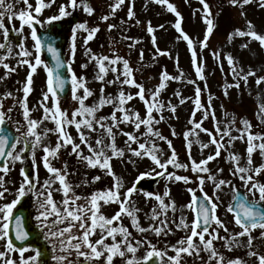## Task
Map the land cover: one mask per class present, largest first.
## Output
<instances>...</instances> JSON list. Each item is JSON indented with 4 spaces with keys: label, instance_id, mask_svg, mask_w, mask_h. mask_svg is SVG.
I'll use <instances>...</instances> for the list:
<instances>
[{
    "label": "snow or ice",
    "instance_id": "obj_1",
    "mask_svg": "<svg viewBox=\"0 0 264 264\" xmlns=\"http://www.w3.org/2000/svg\"><path fill=\"white\" fill-rule=\"evenodd\" d=\"M127 2L129 4L127 17L131 21L136 16L135 0H127ZM151 2L166 7L178 18L173 25L180 34L177 39L187 42L196 76L199 81H206L204 62L199 55L198 47L200 49L209 47V38L216 27L215 18L207 0H200L202 5L200 11L206 31L204 39L199 41L198 46L184 32L183 17L170 0H151ZM228 2L233 7L243 9L252 0H228ZM125 3L126 0H113L109 5V13L102 15L100 19L107 22L115 18ZM18 4H23L25 7L17 10ZM53 4L55 0H47V2L36 0V6L33 7L29 0H13L12 3L8 0H0V35L3 37V41L0 42V50H3V54H0V67L5 69V75L0 76V82L6 80L19 67L27 69L25 82L21 88L16 89L18 93L22 92V97L14 96L11 91L0 95V161H3L0 163V171L6 175L10 171L9 163L12 165L16 162L23 163L27 158L25 154L31 157L32 164L35 165L36 151L42 149L41 161L48 173V178L41 182L38 171L29 173L26 169H22V182L14 193L15 198L0 206V241H3V250H0V264H46L44 260L46 250L25 243L29 241L30 233L25 229L24 218L14 214V209L21 203L22 198L29 194L37 200L38 214L35 219L44 231L43 238L50 245L51 258L55 264H114L117 257L121 259L122 264H149V262L151 264H182L186 257L198 259L200 264H213V262L215 264H245L239 257L226 258L214 244L215 241L221 240L223 241L222 246L231 251L241 246L242 242L239 238L245 236L248 238L245 245L249 249L248 255L257 257L259 264H264V254L252 250L253 241L257 239L253 233L257 229L260 230L259 238L264 241V162L257 166L253 159V154L257 152L264 157V133L253 132L251 121L245 119L240 122L242 127L235 128L237 135H233L235 118L227 120V113H225L222 127L221 121L216 119L211 95L209 94L207 104L202 103V90L197 80H189L187 83L195 86L194 99H192L194 107L189 118L190 127L183 132L188 161L181 162L173 141L155 126L166 119L164 116L166 110L172 114L176 113L177 106L172 104L171 100L165 102L160 97L169 81H183V72L173 76L165 68L160 73L159 83L154 86V90H146L144 83L137 82L135 71L138 69H133L128 59L115 51L111 56L96 54L87 47L88 42L94 39L100 28L99 26L89 28L86 21L77 23L72 28L71 59L66 61L62 58L60 49L50 39L46 43V37L38 32V28L43 27L44 24L50 25L54 21L62 20L78 9H82L89 16L95 12V9L91 6L90 0H67V3L59 6L58 15L41 20L43 10L50 8ZM260 7L264 8V0H260ZM241 15L244 16L246 13L241 11ZM17 19L20 22L19 28L12 23ZM6 20L9 23H6ZM124 23L125 21L121 20V25ZM136 23L139 24L140 21L136 20ZM25 27L29 29L27 35L24 31ZM118 27L116 24H109L108 31L111 32ZM158 27L163 29L164 25L161 24ZM78 31L87 33L83 46L86 49L84 55L88 57V62L83 63L81 68L87 69L89 64L94 62L95 79L101 84L99 97L90 106L85 102L94 93L87 86V78L83 75L78 76L72 68V63L76 59ZM147 32L151 35V42L156 49L153 60L159 56L171 57V52L159 48L155 35L156 28L150 21ZM234 37L247 38V42L243 43L241 48H247L252 41L259 42L261 48H264V33L258 32L250 20L246 21L243 29L236 28L229 33V43ZM123 38L134 40L127 36ZM14 39L15 45H13ZM29 39L33 42L31 48L26 43ZM138 43H140L139 40H134V43L128 46L134 48ZM45 51L50 54V61L46 62L42 58ZM211 54L221 69H223L224 62H227L234 78V83L225 86V96L228 95V88H240V81L247 85L249 77H256V71L251 68L245 71L232 53L229 52L222 56L221 50L217 49ZM10 58L16 59L15 66L6 62ZM143 59L144 53L141 49L140 60L143 61ZM176 60L178 66V57ZM39 68H43L46 72V90L43 91L42 98L37 101V104L30 108L29 96L33 92V77ZM65 68L70 73V77L62 74L61 70ZM109 72L113 73L112 79H106ZM261 84H264V75L256 77V85ZM68 85H70L72 100L78 104V107L71 112L62 109L60 103L61 94L65 92ZM113 85L118 89L117 94L106 95V88ZM126 87H134L138 91L134 94L126 92ZM205 87H207L206 84ZM174 95L179 97L181 105L190 99L183 97L179 91ZM137 97L145 108L143 117L138 110L128 106ZM8 98L14 99L15 103L5 109L4 103ZM17 106L22 110V117L26 122L23 127L26 130L22 131L20 122L17 121L15 133H9L6 130V124L11 121L10 114ZM106 106H111L112 111L108 115H98ZM37 107L43 111L40 119L32 118V112ZM258 109L257 117L260 123L264 124V103L259 104ZM198 112L201 114L200 120L196 119ZM210 116L213 119V129L204 127V121ZM45 121H51L54 127L40 129V125ZM121 125L130 126L132 131H125ZM142 127L145 129L143 132L140 131ZM70 128L75 129L76 137H73L69 131ZM201 132L208 135V142L201 140ZM50 134L56 136L54 146L44 143ZM118 134L126 137L125 147L117 145ZM171 135L177 136L174 128L171 129ZM237 140L247 145L244 157L229 151ZM157 141L167 144L170 151L167 159L163 158L164 149ZM194 144L199 146L201 153L212 146H214V152L197 161L192 156ZM21 145L20 150L16 151ZM84 148L87 149V155L84 153ZM62 150L68 152V155H74L84 163L86 168L98 169L102 174L110 176L111 186L90 194H78L76 189L81 187V184H73L69 180L67 162H64L63 168H58L53 163L59 159ZM222 151L228 153L226 160L230 165L229 174L241 182V187L245 190L243 194L240 188L233 183V179L220 178L224 172L223 168H218L214 173L208 166L211 161L221 157ZM144 158H148L153 167L148 172L140 173L132 186L125 189L121 178L113 170V159L135 165L137 159L143 160ZM170 166L174 169H183L185 172L191 171L195 174L194 179L189 175H178L170 171ZM153 175L163 178L168 183L183 182L186 185L197 183L201 195H197V189L187 188L188 193L191 194V200L183 206L193 213L194 218L191 223L183 215V209H181L179 218H176L175 200L169 199L166 202V198L171 195L170 189L166 188L163 195L138 190L137 185L140 181L145 176ZM101 179L102 175L97 174L93 175L90 181L85 180L83 183L85 185L94 184ZM206 181L213 185L211 196L204 191ZM57 184L59 187H56ZM226 187L232 188L233 191V199L227 207V212L233 214L235 225L241 229L239 232L230 233L225 222L217 215V209L222 203L220 194ZM138 191L143 192L145 204L151 200L156 202L150 209V214L145 213V218L149 221L147 227L141 225L138 215L141 209L136 206L133 199ZM6 192H9V189L4 186L3 177L0 176V199H5ZM54 192L60 194L59 200L54 199ZM111 204L117 205L118 210L109 217L104 214L102 208L104 205ZM169 211L173 213L172 217L168 216ZM124 217L130 219L131 227L140 234L139 239L133 236L129 228L123 224ZM174 229L184 232L185 235L177 240L176 244H166L163 249L158 248L147 236L143 235L153 233L157 237L162 235L166 237L169 234L174 235ZM221 229L227 235L221 236ZM16 241L20 243L17 244ZM142 247H146L145 255L138 257L136 254ZM169 250L174 252V255H169ZM29 251L34 254L25 256V253ZM201 252L207 253L206 259L200 255ZM16 253H18V260L13 258V254Z\"/></svg>",
    "mask_w": 264,
    "mask_h": 264
},
{
    "label": "rangeland",
    "instance_id": "obj_2",
    "mask_svg": "<svg viewBox=\"0 0 264 264\" xmlns=\"http://www.w3.org/2000/svg\"><path fill=\"white\" fill-rule=\"evenodd\" d=\"M8 2L12 3L13 0H8ZM29 2L33 4V7L36 6V0H29ZM112 2L113 0H90L91 6L95 9V12L91 16L87 15L82 9H78L74 11L72 15L63 19H69L73 16L74 13H78V23H83L86 21L89 28L99 26L100 31L96 33L94 39L89 41L87 45L88 48H91L93 53L111 56L115 51L120 56L128 59L133 69L146 68L148 66L147 55L150 54V68H157L160 70L153 73H147L139 69L138 71H135L137 82L144 83L146 90H154V86L159 83L160 73L163 70L160 64L163 61L169 63L170 68L167 71L171 75L176 76L179 75L180 72H183V81H169L166 89L163 90L160 97V99L165 102L171 100L172 104L177 106L176 113L172 114L171 112L166 110L164 112V116L166 117V119L159 125L155 126L161 131L163 135L167 136L173 141V146L175 147L179 156V160L181 162L188 161L183 132L188 127H190L189 118L194 107L192 99H194L195 86L187 83V81L189 80H197L198 86L202 90V103L207 104L209 94L211 95V103L212 107L215 109L216 119L221 121L222 127L225 121V113H227V120H232L233 118H235L236 124L233 127V135H237L235 128L242 127L240 122L241 120L245 119L251 121L253 125V132H262L256 131V127L259 126L260 128H262V126L264 125L260 123V119L257 117V112L259 110L258 105L264 103V84L257 86L256 77L264 75V48H261L259 42L256 41H252L251 43H249L247 48H241V45L247 42V38L234 37L231 43H229L228 41L229 33L234 31L236 28L243 29L245 27L246 21L248 20H250L256 26V30L258 32L264 33V8L260 7V0H252V2L244 6L243 9L231 6L228 0H207L215 18L216 27L214 28L212 36L209 38V47L204 49H200L198 47L199 55L203 58L204 62L206 81H199L196 76L194 67L191 62V54L187 46V42L183 39H177L180 34L173 26L178 19L174 13L169 12L166 7H162L154 2H151V0H135L134 11L136 13V16L133 20L129 21L127 17L129 4L126 0L125 5L121 10L117 12L115 18H111L107 22L102 21L100 19L101 16L109 13V5ZM170 2L176 6L177 10L183 17L182 28L184 32L187 33L192 38L194 44H197L198 46L199 41H202L204 39L206 31V25L202 20V12L200 11L202 9L200 0H170ZM65 3H67V0H55V4H53L50 8H46L43 10L40 19L47 20V18L52 15H58L59 6ZM22 7H25V5L18 4L16 6L17 10ZM241 11L246 13V15L242 16ZM121 20L125 21L123 25H121ZM136 20H139L140 23L137 24ZM149 21L151 22L152 26L156 28L155 35L159 48L171 52V57L159 56L156 60H153L152 57L156 49L151 42V35L147 32ZM6 23L9 22L6 20ZM12 23H14L16 28H19L20 22L18 19L13 21ZM109 24H116L119 27L117 29H113L110 32L108 31ZM161 24L164 25L163 29L158 27ZM47 25L48 24H44V26L40 28L45 29ZM121 29L123 31H121ZM24 31L27 35L29 29L25 27ZM71 35L72 31L69 34L70 39L68 41L66 49L67 61H70L71 59ZM86 35L87 33H84L83 31H78L77 33L76 59L75 62L72 63V68L78 76L83 75L87 78V86L94 93V95L92 97H89V99L85 102L90 106L97 101L101 84L95 79L96 67L94 62L90 63L87 69L81 68V65L83 63L88 62V57L84 55L86 49L83 46V40ZM125 36L132 37L134 38V40H139L140 43L136 44L134 48H129L128 45L134 43V40H126L123 38ZM2 41L3 37L2 35H0V42ZM26 43L29 48H31V45L33 43L31 39H29ZM13 45H15V39L13 40ZM141 49H143L144 53L143 61L140 60ZM217 49L221 50L222 56L226 55L229 52L232 53L239 64L243 66L245 71H248L249 68L256 71V77H249L247 85H245L243 81H240V88H228L227 96L224 95L225 86L228 84H232L235 81L230 72L227 62H224L223 69H221L217 64V61L213 58L211 53L212 51ZM0 54H3V50H0ZM177 57L178 66L176 60ZM6 62H9L13 66H15L16 59L10 58L9 61ZM151 63L152 65H150ZM26 74V67H19L17 71L10 74V76L6 80L0 82V95L11 91L13 92L14 96L22 97V92L18 93L16 89L22 87L23 83L26 80ZM4 75L5 69H3V67H0V76ZM112 78L113 73L109 72L106 79ZM17 81H19V83H17ZM33 81V92L29 96L30 108L37 104V101L42 98L43 91L46 90V72L43 68H39L37 70V73L33 77ZM205 84L207 85V87H205ZM117 91V87L113 85L106 88L105 94L116 95ZM125 91L132 92L134 94L138 90L134 87H126ZM177 91H179L183 97H188L190 99H188L187 102L183 105L179 104V97L174 95V93ZM239 92H245L243 96L247 100H252L249 101L252 105L251 109L253 110V114L250 115L251 117H248L247 114L246 104L248 103L243 104L239 101ZM14 103V99L8 98L4 103L5 109L9 106H12ZM60 103L62 109L68 110L69 112H71V110H73L75 107H78V104L72 100L70 92L65 99L60 100ZM253 103L255 105H253ZM49 104H51V101H49ZM128 106L138 110L142 117L145 115L144 105L138 97L131 101ZM111 111L112 107L106 106L100 113H98V115H108ZM10 115L11 121L9 123L13 127L16 128V122L19 121L21 130H26L23 127L26 122L23 120L22 110L19 109V106H17V108H15ZM117 115H119V113ZM154 115L156 114L154 113ZM42 116L43 111L38 107L35 109V111L32 112V118L34 119H40L42 118ZM157 118L159 117L157 116ZM196 119H201V114L199 112L196 114ZM44 127L53 128L54 124L51 121H45L42 125H40V129H43ZM204 127L213 129V119L211 116L208 120L204 121ZM121 128H124L125 131H132V128L130 126L125 127L124 125H121ZM172 128H174L177 133V136L175 137L171 135ZM69 131H71L73 137H76L74 128H70ZM140 131L143 132L145 131V129L142 127ZM200 138L203 142H208L209 140L208 135L203 132L200 133ZM125 139L126 137L118 134L117 145L119 147H125ZM77 142L79 141L77 140ZM44 143L54 146L56 143V136L50 134V136L44 141ZM157 143L163 147V158L167 159L168 155H170L167 144L162 141H157ZM20 147H22V145L18 146L16 151H19ZM133 147H135V145H133ZM246 147V143L237 140L229 151L235 152L241 157H244L246 155ZM212 152H214V146L205 149L203 153L200 152L198 145L194 144L192 148V156L197 161H199L202 157H206ZM84 153L85 155L88 154L86 148H84ZM25 155L27 156V158L23 163L16 162L14 165L9 163L10 171L6 175L3 174L2 171H0V176L3 177L4 186L9 189V192L5 193V199H0V206H2L4 203L11 202L15 198L14 193H16L22 182V169H26L29 173L38 171L39 179L41 182L48 178V173L43 167L41 161V157L43 156L42 149H37L36 151L35 165L32 164L31 157L28 154ZM227 155V152L222 151L221 157H218L215 161H211L208 166L214 173L218 168H223L224 172L223 174H221L220 178L233 179V183L236 185V187L243 189L241 187V182L232 178L229 174L230 165L226 160ZM69 156L74 157V159L76 158L74 155H68V152L62 150L59 159L53 161V163L56 167L63 168L64 162H67V170L70 173L69 180H71L73 184H81V187L76 189V192L78 194H90L96 190H102L111 186L112 178L110 176L102 174L98 169L86 168L84 165L75 166L71 172L69 169L70 165L68 164ZM253 159L254 164L257 166L260 163L264 162V157H261L258 152L253 154ZM241 163H244L243 159L241 160ZM112 165L114 172L121 178L125 189L132 186L133 182L136 180L140 173L148 172L153 167L152 162L148 158H144L143 160L137 159L135 165L126 163L119 159H113ZM169 170L176 172L178 175H189L193 177V179L195 176V174L191 173V171L185 172L183 169H174L171 168V166ZM97 174L102 175V179L100 181H97L94 184L89 183L87 185L83 183L85 180L90 181L91 177ZM104 177L108 179L111 178L109 184L106 183ZM140 182L142 184V188H138V190L142 189L143 191H152L154 193L163 195L166 188L170 189L171 195L169 198H166V202L169 199L175 200L177 207V212L175 213L176 218H179V216L181 215V209H183V215H185L187 217V221L191 223L194 218L193 213L191 210L184 208L183 206L188 204L191 200V194L188 193L187 188L191 187L193 189H197V193H200L196 182L188 185L184 184L183 182L168 183L163 178L157 177L155 175L145 176V178ZM56 187H59V185L57 184ZM204 191H206L210 196L213 195V185L210 182L206 181ZM53 196L56 200H59L61 198L59 193L54 192ZM249 198L251 199V197ZM133 199L136 203V206L141 209V212L138 214L140 217V223L142 226L147 227L149 221L145 218V213L150 214V209L155 205L156 202L154 200H151L147 204H145V196L143 195L142 191H138L137 193H135ZM220 199L222 203L217 209V215L225 222L230 233L239 232L241 229L235 225L233 214L227 212V207L233 199L232 188H224L223 193L220 194ZM23 202L28 204L31 210L33 224L39 229L43 238L44 231L39 227V222L35 219L36 215L38 214V204L36 198L33 195L29 194L23 198ZM117 210L118 206L115 204L104 205L102 208L104 214L109 217L114 215L115 211ZM168 216L172 217L173 213L169 211ZM123 224L129 228V231L133 233V236H135L137 239L140 238V234H138L135 229L131 227V221L129 218L124 217ZM172 227L174 228V226ZM174 231V235L169 234L166 237L163 235L157 237L153 233H145L143 235L147 236L153 242V244L157 245L158 248L163 249L165 248L166 244H176L177 240L185 235V233L182 231L175 229ZM259 232L260 230L257 229L253 233V235L256 236L257 239L253 241L252 250L257 251L259 254H264V241L259 238ZM220 235L225 236L227 234L221 229ZM93 239H95V237H93ZM239 239L242 242L241 246L233 248L231 251H228L222 246L223 241L221 240L215 241L214 244L225 255L226 258L234 259L239 257L245 262V264H259L257 257L248 255L249 249L245 246L248 239L247 236L241 237ZM47 245L50 250V245L48 243ZM0 250H3V241H0ZM145 251L146 247H142L136 255L138 257H143L145 255ZM33 254L34 252L29 251L25 253V256ZM168 254L174 255V252L169 250ZM200 255L205 259L207 258V253L205 252H201ZM51 257L52 253L49 260L46 261V264H55V261H53ZM13 258L18 260V253L13 254ZM114 264H122L121 259L119 257L115 258ZM182 264H200V261L198 259H194L193 257H186L185 261H183ZM213 264H215V262H213Z\"/></svg>",
    "mask_w": 264,
    "mask_h": 264
},
{
    "label": "water",
    "instance_id": "obj_3",
    "mask_svg": "<svg viewBox=\"0 0 264 264\" xmlns=\"http://www.w3.org/2000/svg\"><path fill=\"white\" fill-rule=\"evenodd\" d=\"M75 21H76L75 18L72 19L70 27L75 23ZM54 25H56L58 28H62V26L60 24H58V23L57 24H51V26L49 27V29L47 31H45V32L41 31L39 33L43 34L46 37V43L50 39V41L60 49L61 54H62V58L64 59V44H65V41H66L65 33H66L67 30L64 29L62 34H53L52 33V27ZM45 56H46L48 61L51 60L50 54H48L46 51H45ZM61 71H62V74L65 77H68L67 68L62 69ZM68 89H69V85L66 87L65 92L62 93L61 96L64 97L66 95ZM8 131H9V129H8ZM9 133H12V132L9 131ZM2 162L3 161H0V163H2ZM14 214L18 215V216H22L24 218L25 229L30 233L29 241H27L25 243L33 242V240L38 236V233L36 231H31V219H30L29 211L27 210V208L26 207L18 208V209H16ZM11 234L14 235V233H11ZM16 243L19 244L20 242L16 241ZM149 264H151V262H149Z\"/></svg>",
    "mask_w": 264,
    "mask_h": 264
}]
</instances>
